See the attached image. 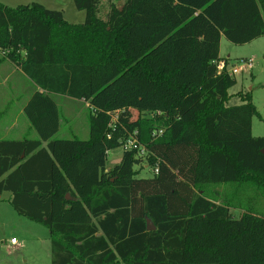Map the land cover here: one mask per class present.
I'll use <instances>...</instances> for the list:
<instances>
[{"label":"trees","instance_id":"16d2710c","mask_svg":"<svg viewBox=\"0 0 264 264\" xmlns=\"http://www.w3.org/2000/svg\"><path fill=\"white\" fill-rule=\"evenodd\" d=\"M72 1L82 24L0 4V53L33 86L23 112L38 135L0 140V195L49 230L51 264H264V138L248 93L227 106L236 80L219 57L222 38L264 37V0ZM55 96L88 104L87 141L53 140ZM134 132L150 179L135 151L106 169Z\"/></svg>","mask_w":264,"mask_h":264},{"label":"rangeland","instance_id":"374dc122","mask_svg":"<svg viewBox=\"0 0 264 264\" xmlns=\"http://www.w3.org/2000/svg\"><path fill=\"white\" fill-rule=\"evenodd\" d=\"M31 3H38L51 11L62 12L65 21L70 24H82L85 19L84 12L78 11L72 0H0L1 5L11 8ZM115 3L121 5L122 0H116ZM107 5V0H103L102 10L104 13ZM220 58L229 60L231 66L241 60L252 61L251 68L239 66L238 73L233 76L236 84L228 91L231 99L227 106L240 105L242 102L237 95L248 93L257 113L252 118V136L254 138H264V37L245 45H233L222 38ZM16 76L10 80L7 86L0 88L1 124L15 120L19 125L21 116L27 120L24 114H19V111L29 99L33 86L22 73L19 74V79ZM11 98L13 101H11ZM54 101L58 107L60 122L59 131L53 140L87 141L89 138L88 104L68 101L61 96H55ZM5 104L9 105L7 111L3 108ZM122 155V148L109 151L106 159V169L110 170L118 165ZM133 170L137 172V179H150L153 177L152 168L144 161L139 162V165H135ZM6 194L4 193L3 198L0 200V264H51L49 230L18 215L11 205L4 201L6 200ZM249 201L247 204L252 208L256 202H253L252 197ZM260 207L262 215V213L264 214L262 198ZM244 210V208H236L231 210L230 214L234 219H238L244 213ZM13 239L15 240L14 244L11 243Z\"/></svg>","mask_w":264,"mask_h":264},{"label":"crops","instance_id":"0c3cea01","mask_svg":"<svg viewBox=\"0 0 264 264\" xmlns=\"http://www.w3.org/2000/svg\"><path fill=\"white\" fill-rule=\"evenodd\" d=\"M219 57H220V53H219ZM19 74H21V73L14 66V64H12L10 61L5 59L4 56L2 55V53H0V88L4 87L5 85L7 86L9 84L10 80L13 79L14 76H16V75H17L16 76L17 79H19ZM14 81H16V80H14ZM64 98L67 99L68 101H74L77 103L82 102V101H75V100H73L71 98H67V97H64ZM11 101H13L12 98H11ZM3 108L5 111H7V110H9V105L5 104V105H3ZM23 108H24V105L21 107L19 114H24ZM33 130L34 129L31 128L29 122L27 120H25V118H22V116H21V120L19 122V125H17V121H15V120H12V121H9L6 123H2V124L0 122V140L20 141V140H23L25 138L36 140V139H38V135L36 132L33 133ZM44 145H46V144H44ZM3 196H4V193L2 195H0V200L3 198ZM5 197H6V200H4V201H7V203L9 204L10 194L7 193L5 195Z\"/></svg>","mask_w":264,"mask_h":264},{"label":"built area","instance_id":"2783aa9c","mask_svg":"<svg viewBox=\"0 0 264 264\" xmlns=\"http://www.w3.org/2000/svg\"><path fill=\"white\" fill-rule=\"evenodd\" d=\"M239 66L241 67H248L251 68L252 67V61L250 60H241L236 62L235 65H232L231 67L228 68L227 72L228 74H230L231 76H234L235 74L238 73L239 71ZM217 68L218 71H222L225 69V65L224 62L220 61L217 63ZM160 113H157L155 115H159ZM111 117V125L115 124L116 122V115H109ZM151 117H153V115H151ZM162 133V130L153 133V136H158ZM136 136V132H134L133 134L129 135L128 138L126 140H124L121 144V148L123 151H135L137 159L139 160V162L144 161L147 163V156H148V152L145 149L144 146H142L139 141L137 140ZM148 165V164H147ZM152 168V172L154 175L157 174L158 172V164H154L153 166H150ZM12 244L15 243V240L13 239L11 241Z\"/></svg>","mask_w":264,"mask_h":264},{"label":"water","instance_id":"95a60500","mask_svg":"<svg viewBox=\"0 0 264 264\" xmlns=\"http://www.w3.org/2000/svg\"><path fill=\"white\" fill-rule=\"evenodd\" d=\"M67 199L69 198L68 196L66 197ZM145 223H146V231L147 232H152L155 230L154 225L152 224V222L149 219H145Z\"/></svg>","mask_w":264,"mask_h":264}]
</instances>
